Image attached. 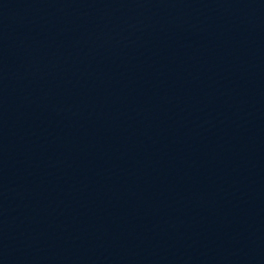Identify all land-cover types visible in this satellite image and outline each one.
Masks as SVG:
<instances>
[{
  "label": "water",
  "instance_id": "obj_1",
  "mask_svg": "<svg viewBox=\"0 0 264 264\" xmlns=\"http://www.w3.org/2000/svg\"><path fill=\"white\" fill-rule=\"evenodd\" d=\"M0 264H264V0H0Z\"/></svg>",
  "mask_w": 264,
  "mask_h": 264
}]
</instances>
